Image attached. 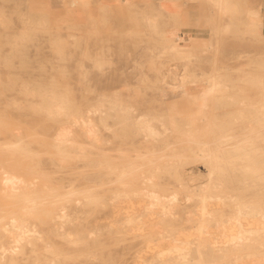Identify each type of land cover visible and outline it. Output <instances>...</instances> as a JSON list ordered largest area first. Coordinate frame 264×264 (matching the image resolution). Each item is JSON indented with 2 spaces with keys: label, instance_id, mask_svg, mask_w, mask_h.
<instances>
[{
  "label": "bare ground",
  "instance_id": "6f19581e",
  "mask_svg": "<svg viewBox=\"0 0 264 264\" xmlns=\"http://www.w3.org/2000/svg\"><path fill=\"white\" fill-rule=\"evenodd\" d=\"M210 2L219 18L229 16L224 30L233 31L235 22L240 21L237 3ZM128 3L132 0L99 2L105 10ZM152 16L144 14L143 19L155 29ZM173 19L177 20L175 16ZM263 19L259 8L247 9L241 20L245 28L237 29L238 33H252L264 40V33H259ZM93 32L89 28L85 33ZM71 36L78 45L84 33ZM164 38L175 39L171 48L179 52H189L193 40L190 35L174 32L165 33ZM50 44L51 51L64 58L68 41L54 37ZM82 53L91 57L86 47ZM254 61L255 66L264 67V56ZM94 62L101 68V59L95 58ZM220 69L200 74L185 69L178 76L177 85L169 84L170 92L180 91L179 98L190 108L187 121L181 120L173 105L140 109L137 97L141 94L137 93L127 97L119 92L100 94L94 101L73 109L63 94L38 91L24 84L22 91L29 98L28 107L59 122L55 139L80 153L91 148L100 152L92 151L91 156L104 155L102 162L92 157L87 159L96 167H104L103 177H92L102 184L104 192L85 191L81 197L87 200L80 202H104L109 208L108 217L102 225L95 224L85 232L71 227L78 216L72 217L62 208L53 233L66 244L79 246L87 243V236L97 240L104 231L116 232L120 241L135 247L132 264H264V137L259 136L260 130L256 136H234L236 126L248 123L247 118H256L253 122L264 126V82L246 78L248 84L261 87L258 100L244 103L253 110L238 109L231 113L230 121L216 122L211 108L248 101L251 92L237 85L224 71L225 67ZM34 97L39 100H33ZM245 129L254 130L252 125ZM179 143H184L180 148L192 150L189 158H182L183 153L176 152ZM195 162L197 169L185 167ZM138 170L143 180L141 185L131 180ZM33 196L27 193L22 199ZM27 205L0 226V245L10 252L9 255L0 252V262L13 261L14 253L27 244L30 264H71L66 254L48 242L47 235L39 234L33 221L40 219L32 216L37 209ZM137 237L142 244L139 248ZM39 241L43 244V254L38 251ZM83 255L96 258L92 251Z\"/></svg>",
  "mask_w": 264,
  "mask_h": 264
},
{
  "label": "rangeland",
  "instance_id": "374dc122",
  "mask_svg": "<svg viewBox=\"0 0 264 264\" xmlns=\"http://www.w3.org/2000/svg\"><path fill=\"white\" fill-rule=\"evenodd\" d=\"M100 1L0 0V226L10 215L19 213L21 206H35L37 211L32 216L40 219L33 221L39 234L47 235L48 242L68 256V263L132 264L135 247L120 241L116 232L104 231L97 240L87 236V243L79 246L66 244L53 233L62 208L70 216H78L71 227L85 232L95 224L102 225L108 217L109 208L104 202H80L87 200L81 197L85 191L104 192L102 184L92 180L96 175L103 177L104 167L87 162L91 157L102 162L104 155L91 156L92 151L100 153L91 148L80 153L55 139L59 122L28 107L29 98L22 91L23 85L38 91L61 93L73 109L94 101L100 94L119 92L127 97L137 93L141 94L137 97L140 109L173 105L174 112L182 121H187L190 108L179 98L180 91L170 92L169 84L176 82L177 85L178 76L185 69H194L200 74L219 71L222 66L237 85L251 91L248 101L211 108L213 120L230 121L231 113L238 109L253 110L244 103L249 104L261 96L260 86L244 80L250 77L264 82V67L254 65L256 57L264 56V40L252 33H238L237 29L245 28L241 21L245 11L261 9L262 0H233L238 5L240 19L235 22L233 31L224 30L229 16L219 18L210 0H199L200 18L195 26L207 29V38L196 46L191 40L189 52L172 50L175 39L164 38L165 33H173L179 24L162 11L160 5L165 0H132L109 10L102 9ZM144 14L153 15L155 29L147 25ZM38 22H42L41 25ZM183 25L189 23L186 21ZM89 28L94 32L86 35ZM79 32L84 33V37L77 45L71 34ZM54 37L68 41L64 58H58L51 51L50 41ZM84 47L91 57L83 55ZM95 58L101 59V68L95 66ZM254 120L256 118H247L249 124L237 125L234 136H256L260 130L259 136L264 137V126ZM248 125L254 130L245 129ZM183 145L179 143L176 152L183 153L182 158H189L192 150L180 148ZM129 152L133 153L132 148ZM68 153L71 155H66ZM185 167L197 169L198 163ZM131 178L132 183L143 184L139 170ZM27 193H32L33 198L22 199ZM135 241L139 248L140 238ZM7 249L0 245V252L9 255ZM38 251L44 252L41 241ZM91 251L96 255L93 260L83 255ZM28 255L29 245L25 244L14 253L13 261L4 260L0 264H30Z\"/></svg>",
  "mask_w": 264,
  "mask_h": 264
},
{
  "label": "crops",
  "instance_id": "0c3cea01",
  "mask_svg": "<svg viewBox=\"0 0 264 264\" xmlns=\"http://www.w3.org/2000/svg\"><path fill=\"white\" fill-rule=\"evenodd\" d=\"M86 1V0H85ZM164 8H161L162 11L168 14V16H175L177 18V22L179 23L178 26L175 28L174 33H183L186 36H192V44L193 46L201 45L206 40V31L207 29L200 28L195 26V23L200 18V8L201 3L199 0H165L163 4ZM264 0H262V6L260 10L261 16L264 17ZM171 14V15H169ZM182 17V18H181ZM188 22V26H184L185 22ZM183 25V26H182ZM264 33V19H263V26L259 27V33Z\"/></svg>",
  "mask_w": 264,
  "mask_h": 264
}]
</instances>
